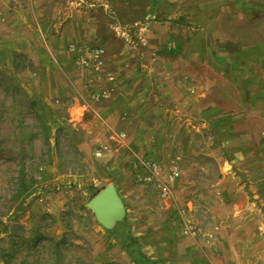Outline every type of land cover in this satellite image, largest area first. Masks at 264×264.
Wrapping results in <instances>:
<instances>
[{"label": "rangeland", "instance_id": "obj_1", "mask_svg": "<svg viewBox=\"0 0 264 264\" xmlns=\"http://www.w3.org/2000/svg\"><path fill=\"white\" fill-rule=\"evenodd\" d=\"M111 182L127 264H264V0H0V264H120Z\"/></svg>", "mask_w": 264, "mask_h": 264}, {"label": "crops", "instance_id": "obj_2", "mask_svg": "<svg viewBox=\"0 0 264 264\" xmlns=\"http://www.w3.org/2000/svg\"><path fill=\"white\" fill-rule=\"evenodd\" d=\"M115 229L116 231L114 230L111 234V232H109L110 230H107L99 223V225L93 231L86 235V238L92 241L95 251L101 252L103 254V260L107 259L106 261H108L113 258L119 261L120 264H123L124 262L127 264V260H129V262H136L135 260H137L139 263L145 262V256L138 245L139 242L136 237L138 235H136L132 229L130 220L126 218L123 221L118 222L115 226ZM125 231L126 235L123 236ZM98 237L102 239H98ZM161 257H165L166 259L169 258L168 255H161ZM162 264H164V262ZM165 264H171V261L167 260Z\"/></svg>", "mask_w": 264, "mask_h": 264}, {"label": "water", "instance_id": "obj_3", "mask_svg": "<svg viewBox=\"0 0 264 264\" xmlns=\"http://www.w3.org/2000/svg\"><path fill=\"white\" fill-rule=\"evenodd\" d=\"M94 212L96 220L107 230L115 228L126 217V205L114 182L101 189L87 203Z\"/></svg>", "mask_w": 264, "mask_h": 264}, {"label": "built area", "instance_id": "obj_4", "mask_svg": "<svg viewBox=\"0 0 264 264\" xmlns=\"http://www.w3.org/2000/svg\"><path fill=\"white\" fill-rule=\"evenodd\" d=\"M145 164L150 169H156L158 167V164L154 160H146Z\"/></svg>", "mask_w": 264, "mask_h": 264}]
</instances>
